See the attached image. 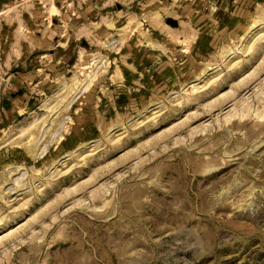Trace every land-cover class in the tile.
Returning <instances> with one entry per match:
<instances>
[{"label": "rangeland", "instance_id": "obj_1", "mask_svg": "<svg viewBox=\"0 0 264 264\" xmlns=\"http://www.w3.org/2000/svg\"><path fill=\"white\" fill-rule=\"evenodd\" d=\"M0 264H264V0H0Z\"/></svg>", "mask_w": 264, "mask_h": 264}, {"label": "bare ground", "instance_id": "obj_2", "mask_svg": "<svg viewBox=\"0 0 264 264\" xmlns=\"http://www.w3.org/2000/svg\"><path fill=\"white\" fill-rule=\"evenodd\" d=\"M79 86H81V85H78L76 88L71 89V90H70V91H71L70 93H71L72 95H76L77 92H80V90L84 88V86L81 87V88H80Z\"/></svg>", "mask_w": 264, "mask_h": 264}]
</instances>
